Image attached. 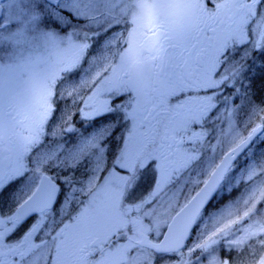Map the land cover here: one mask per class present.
<instances>
[{
    "label": "snow or ice",
    "instance_id": "obj_1",
    "mask_svg": "<svg viewBox=\"0 0 264 264\" xmlns=\"http://www.w3.org/2000/svg\"><path fill=\"white\" fill-rule=\"evenodd\" d=\"M0 264H264V0H0Z\"/></svg>",
    "mask_w": 264,
    "mask_h": 264
},
{
    "label": "flooded vegetation",
    "instance_id": "obj_2",
    "mask_svg": "<svg viewBox=\"0 0 264 264\" xmlns=\"http://www.w3.org/2000/svg\"><path fill=\"white\" fill-rule=\"evenodd\" d=\"M102 39H103V37H102ZM100 122H103V121H99L98 123H100ZM17 235H19V234H17Z\"/></svg>",
    "mask_w": 264,
    "mask_h": 264
}]
</instances>
